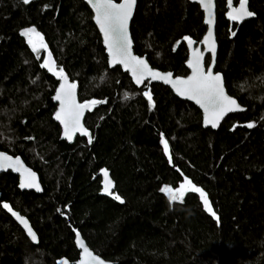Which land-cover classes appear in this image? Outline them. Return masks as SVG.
Returning <instances> with one entry per match:
<instances>
[{"label": "trees", "instance_id": "1", "mask_svg": "<svg viewBox=\"0 0 264 264\" xmlns=\"http://www.w3.org/2000/svg\"><path fill=\"white\" fill-rule=\"evenodd\" d=\"M248 6L255 15L237 22L226 0H216L215 70L246 110L212 130L169 88H139L120 67L109 68L82 0H0V150L20 156L43 187L21 191L15 175L0 174V264H57L62 257L74 264L77 232L114 264H264V0ZM29 27L46 50L32 51L20 34ZM130 32L135 54L186 76L185 38L199 43L206 26L189 0H137ZM48 51L54 71L41 67ZM61 68L78 83L81 102H100L85 115L88 135L72 144L53 119ZM102 170L115 182L112 195L103 190ZM184 177L208 194L219 222L197 193L170 203L161 189ZM4 203L28 218L38 243Z\"/></svg>", "mask_w": 264, "mask_h": 264}, {"label": "snow or ice", "instance_id": "2", "mask_svg": "<svg viewBox=\"0 0 264 264\" xmlns=\"http://www.w3.org/2000/svg\"><path fill=\"white\" fill-rule=\"evenodd\" d=\"M31 0H23L24 4H29ZM92 3V7L96 12V23L99 25L101 32L104 34L105 44L108 48L111 56L110 66L113 64H124L130 66L136 83L139 85L143 82L145 75L147 74L152 79H161L164 83H171L173 88L176 89L180 95H186L188 99L195 100L205 112V125H211L213 128L217 127L220 120L229 112L243 111L237 101L228 95H226L223 86V78L219 73L214 74L212 67L209 66L205 71L202 65V56L197 55L194 60H190L189 67L192 68L193 74L187 79L177 78L172 80V74H160L149 69L147 63L140 58L132 55L131 52V38L129 36L128 25L133 14V8L136 4V0H123V3L116 4L113 0H89ZM201 6L205 9L206 19L205 23L209 25L208 38L212 37L211 25L214 22V3L213 0H200ZM231 6V0H229ZM255 15L247 7V0H240L239 8H233L228 17L233 21H242L248 17ZM22 36L27 37V42L31 46L33 52H37V41L41 48L46 50L47 46L43 43V39L40 33L36 31L34 27H29L20 33ZM235 35V33H233ZM35 37V39H34ZM188 43H193L189 38ZM209 50L213 55V62L215 60V43H211ZM41 67L48 68L49 71H53L50 67V60H46ZM60 79L65 80V83L61 84L57 90L54 99L60 101V110L55 114V119L59 120L65 129V136L71 139L70 131H80L84 135H88L87 131L82 128L80 124V118L82 116V109H91V106L98 103L97 101H89L87 104H76L74 98L75 84H67L66 77L64 76V70L61 68L58 73H55ZM145 97L152 102L150 92L144 93ZM248 128H252L255 125L248 123ZM91 142V140H90ZM161 143L163 144L165 154L169 153L168 141L161 135ZM171 162V157L169 156ZM0 168H12L14 171H20L23 165L20 164L19 158L15 161L11 157L0 153ZM26 174V175H25ZM105 176L104 192L112 195L113 184L108 179V173L103 171ZM21 188L34 187L37 191H40L38 184L35 182V174L24 169L22 173V180L20 184ZM169 196L171 202H183L186 193H198L203 203L205 210L210 213L219 222V217L213 211L210 204L208 194L200 187H197L191 180L185 178L184 182L177 189H173L169 186H165L161 189ZM114 199L123 203L120 196L114 195ZM3 208L7 209L11 214L19 221L25 228L28 236L33 242H37V235L30 227L28 221L13 211L12 208L4 203ZM77 245L83 249L82 259L80 264H103L97 256L93 255L87 247L84 246L83 241L80 239L79 233H77ZM85 257L87 259H85ZM58 264H67L66 261H59Z\"/></svg>", "mask_w": 264, "mask_h": 264}, {"label": "water", "instance_id": "3", "mask_svg": "<svg viewBox=\"0 0 264 264\" xmlns=\"http://www.w3.org/2000/svg\"><path fill=\"white\" fill-rule=\"evenodd\" d=\"M82 1L89 7V9L92 12V15H93L92 16V20H93V22H94V24H95V26H96L99 34H100V37H101V40H102V45H103V47L105 49V54L107 56V63H108L109 68L120 67L122 71H124V72H126L128 74V76L130 77V79L132 80L133 84L136 87H139L140 88V87L144 86L145 83H149V84L156 83V84H161L164 87L169 88L170 91L177 98H179L181 100L188 101V102L192 103L193 105H195L201 111V114H202V125H203V127L204 128H210L212 130H217L221 126V124L223 123V121L225 120V118L228 115L233 114V113L242 112V111H234V112L227 113L220 120L218 126L215 127V128H213L211 125H207L206 126L205 125V122H204L205 121V112H204V109L199 104H197L195 100L188 99L186 95H180V94H178L177 91H176V89L173 88V86H172L171 83H164V81L161 80V79H152L150 76H148L146 74L145 77H144L143 82L138 85L136 83V81H135V78L133 76V73H132V70H131V67L130 66H125L124 64H113V65L110 66L111 56H110L109 51H108V48H107V46L105 44L104 34L101 32L99 25L96 23V19H95L96 12H95L94 8L92 7V3H90L89 0H82ZM189 1L192 2V3L198 4L199 7H200V9H201V11L203 12V21H204V24L206 26V32H205L204 36L202 37L201 41L199 43H197V44L192 39H190V38L189 39L193 43L189 44L188 43V40H186V45H187V49H188V56H187V60L185 62V65H186V67L188 69V74L186 76L174 75V73L171 72V71H162V70H159L157 68H154V67L151 66V64L149 63V61H148V59H147L146 56H139V55H137V54L134 53V50H133V40H132L131 32H130V24H131V20L133 18V14H134V10H135L136 4H135V6L133 8V14H132V17H131V19L129 21V25H128L129 36H130L131 41H132V44H131V52H132V55L135 56V57H137V58L143 59L147 63L149 69H151L154 72H158L160 74L171 73L172 74V80H176L177 78L187 79L189 76H191L193 74V71H192V68L189 67V63L188 62L190 60H194L197 55H201L202 56V65H203L205 71H207V68L209 66H211L212 67V71H213L214 74L219 73L222 76V78H223V86H224V91H225L226 95H228L229 97L235 99L237 101V103L241 106V108L243 109V111H245L246 108L244 106H242L235 97H233V96H231V95L228 94V92L226 90V87H225L224 77H223L222 73L215 70L216 58H217V51H218V44H217L216 33H215V27H216V0H213V3H214V9H213L214 22L211 25V28H212V37L211 38H208V39H206V38L208 37L209 25L205 23V19H206L205 9L201 6L200 0H189ZM235 1H237V4H234ZM93 2H95V0H93ZM113 2L116 3V4H120V3H123V0H120L119 2H116V1L113 0ZM136 3H137V0H136ZM239 6H240V0H231V6L229 4V0H226V7H227V10H228L227 13H229L233 8H239ZM247 7L249 9L248 0H247ZM251 17H253V16H251ZM251 17H248V18H246L244 20H248ZM244 20H242V21H244ZM242 21H240V22H242ZM213 41L215 43V60H214V62H213L212 52L209 50V47H210V45H211V43ZM207 56L210 57V62H209L208 65H206V62H205ZM46 60H50V67H52L53 68V71H54L55 70V61H54V58H53V56H52V54H51L50 51H48V52L45 53V61ZM64 76L66 77V83L67 84H75V86H76L75 89L72 90L74 92L75 103L76 104H87V102H89V101L81 102L79 100V97H78V90H79L78 83L76 81H72L66 71H64ZM63 83H65V80H62V79L58 78V83H57V85L55 87V90L53 92V95H52V101L56 105L55 111L53 113V119L60 126V130H61L60 137H61V139L64 140V141H66L69 144H72L75 141V139H76L77 136L84 137L85 135L82 134L80 131H75V130H72L70 128L69 131H70L71 139H69L68 137L65 136L64 125L59 120L55 119V114L60 110V101L54 99V97L56 96L57 90L60 88L61 84H63ZM97 102L98 103H96L93 106H97V105L100 104L99 101H97ZM93 106H91V107H93ZM81 111H82V116L80 118V124H81V126H82L83 129L87 130L86 127H85V125H84V118H85L86 113L89 111V109L88 108H85V109H82ZM0 153L11 157L13 161H15L17 158H19L20 164L23 165V168H21L20 171H14L12 168H0V173L7 172V171H11L13 174L17 175L18 176V186H19V189L22 190V191H32V192H35V193H42L43 187H42V183H41L40 177H39V175H38L37 172H35L31 167H29L20 156H14V155H11V154H9V153H7L5 151H2V150H0ZM24 169H28L29 171H31L32 173L35 174V182L38 184V186L40 188V191H37L36 188H34V187H25V188H21L20 187L21 180H22V173H23ZM103 171L104 170L100 171L99 172V175L101 176L103 190H104L105 176L103 174ZM106 171L108 173V179H110L112 181L113 188H112L111 191H113L114 188H115V182L112 179V177L110 175V172L108 170H106ZM12 210L15 211V212H17L22 217H24L28 221L30 227L32 228V225H31L30 221L28 220V218L26 216L20 214V212L14 210V209H12ZM9 213L13 217V219L15 220V222L24 231L25 235L29 238V240L32 243H34V244L38 243V236H37V242H33L31 240V238L28 236V234H27L25 228L23 227V225L19 221L16 220V218L11 214V212H9ZM32 230L34 231L33 228H32ZM77 233H79V232H77ZM77 233L75 234L74 242H75L76 248L79 251V258H78L77 261L74 262V264H80V261L82 259V253H83V249L77 245ZM79 236H80V239L83 241L84 246L87 247L89 249V251H91L93 253V255L97 256L100 260H102L103 261V264H114L113 262L107 261L104 258H102L101 256H99L98 254H96L92 249H90V247L88 246V244L86 243V241L84 240V238L82 237V235L80 233H79ZM85 259H87V258L85 257ZM59 261H66L67 264H71L68 261V259L65 258V257H62V258L58 259L57 260V264H58ZM90 264H91V262H90Z\"/></svg>", "mask_w": 264, "mask_h": 264}, {"label": "rangeland", "instance_id": "4", "mask_svg": "<svg viewBox=\"0 0 264 264\" xmlns=\"http://www.w3.org/2000/svg\"><path fill=\"white\" fill-rule=\"evenodd\" d=\"M28 39V38H27ZM34 39H35V37H34ZM37 48L38 49H41V47H40V45H39V41H37ZM55 66H56V64H55ZM185 178H187V177H184L183 178V180L177 185V186H171V185H166V186H169V187H171V188H173V189H177V188H179V186L184 182V180H185ZM188 180H190L189 178H187ZM198 187V186H197ZM165 193V192H164ZM166 194V193H165ZM198 194V193H197ZM167 195V197L169 198V196H168V194H166ZM198 196H199V194H198ZM200 198V197H199ZM200 201H201V199H200ZM201 203H202V201H201ZM202 206H203V203H202ZM203 208H204V206H203ZM205 209V208H204ZM210 214V213H209Z\"/></svg>", "mask_w": 264, "mask_h": 264}, {"label": "flooded vegetation", "instance_id": "5", "mask_svg": "<svg viewBox=\"0 0 264 264\" xmlns=\"http://www.w3.org/2000/svg\"><path fill=\"white\" fill-rule=\"evenodd\" d=\"M30 167V166H29ZM11 173V174H13L11 171H7V172H2V173H0V174H3V173ZM13 175H15V174H13ZM16 177H17V186H18V176L17 175H15ZM18 189H19V186H18ZM22 191V190H21ZM0 200H1V192H0ZM13 209V208H12ZM15 210V209H14ZM19 212V211H18ZM8 213H9V211H8ZM10 214V213H9ZM21 214V213H20ZM11 216V215H10ZM12 217V216H11ZM13 218V217H12Z\"/></svg>", "mask_w": 264, "mask_h": 264}]
</instances>
